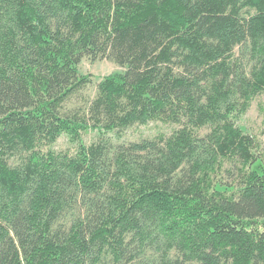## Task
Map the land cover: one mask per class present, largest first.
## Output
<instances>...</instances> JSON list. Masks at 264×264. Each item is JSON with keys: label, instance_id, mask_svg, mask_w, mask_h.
I'll return each instance as SVG.
<instances>
[{"label": "trees", "instance_id": "obj_1", "mask_svg": "<svg viewBox=\"0 0 264 264\" xmlns=\"http://www.w3.org/2000/svg\"><path fill=\"white\" fill-rule=\"evenodd\" d=\"M261 93L264 0H0V264H264Z\"/></svg>", "mask_w": 264, "mask_h": 264}, {"label": "rangeland", "instance_id": "obj_2", "mask_svg": "<svg viewBox=\"0 0 264 264\" xmlns=\"http://www.w3.org/2000/svg\"><path fill=\"white\" fill-rule=\"evenodd\" d=\"M81 75H91V83L85 88L80 89L63 106L64 114H75L88 112L89 106L96 97L97 84L103 77L116 71H121V67L110 59H98L93 61L91 58H84L80 64ZM242 128L255 135L264 145V93L257 95L252 101L250 107L239 120ZM178 126L175 124H165L161 121L150 122L149 124H135L128 128L122 138L113 137L114 143H128L138 141L144 138H154L160 133L169 136ZM205 133V131H204ZM88 143L97 141L101 135L97 131L86 134ZM69 144L66 137L59 139L57 147L65 149Z\"/></svg>", "mask_w": 264, "mask_h": 264}]
</instances>
